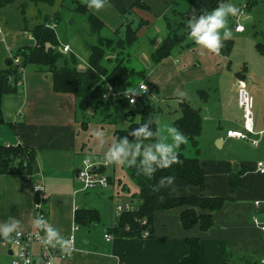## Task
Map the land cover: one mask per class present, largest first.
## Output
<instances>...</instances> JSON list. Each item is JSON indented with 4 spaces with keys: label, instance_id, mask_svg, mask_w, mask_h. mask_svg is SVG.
Segmentation results:
<instances>
[{
    "label": "crops",
    "instance_id": "1",
    "mask_svg": "<svg viewBox=\"0 0 264 264\" xmlns=\"http://www.w3.org/2000/svg\"><path fill=\"white\" fill-rule=\"evenodd\" d=\"M76 1L87 3V1ZM152 1L148 5L146 0H140L149 9L154 5ZM154 2L156 9L154 8L152 14L155 17L153 20L140 19L142 24L136 29L135 43L124 49L125 53L129 55L132 53L137 57L142 54V57H147L148 70L146 71L141 68L135 70L129 57L127 66L140 76V80L137 82L141 80L146 82L149 94H151L152 86L161 85L165 79H168L166 72H174L173 68L168 69L178 64L176 58L169 61L171 54L155 64L150 61L149 56L167 34L163 18L168 13L171 14V10L181 12V3L176 5L177 0H155ZM227 2L236 5L244 12L257 1L246 6L243 5L244 0H228ZM132 3L131 0V5ZM8 6L0 8V12H3ZM86 7L87 11L102 21L105 27L108 26L101 16H97L88 10V6ZM117 9L127 10L128 8L120 7ZM19 14L14 9L10 12V20L3 19L1 21L0 19V27L2 28V39H0V113L2 117L0 145L20 144L32 148L34 159L30 175L0 173V227L15 224L16 230H32L31 206L32 201L37 198V195L32 192V186L40 183L43 188L44 208L47 215L45 221L48 226L57 229L60 235L66 238L70 232L72 216L73 221H75V210L94 209L87 205L88 202L84 194L81 193L88 192V190L103 189H81V185L75 177V170L79 166L80 160L87 158V152L83 146L84 134L81 131V128L84 127V119L80 112V105L84 106V110H90V113H93L94 110L85 97H76L72 93L54 91L51 73L45 67L27 65L23 67L22 72L19 73L17 70L18 74L12 73L14 65L10 60L8 50L16 52L20 48L26 49L34 45V39L27 30L33 24L28 26V22H25L23 18L20 19ZM83 16L85 20V14ZM241 18L245 19L246 14L242 13ZM155 21L158 22L159 33L153 30L148 31ZM108 27V31L105 33L110 36V39L107 41L114 40L117 36L118 27ZM143 29L145 31L139 38L138 32ZM114 30H116V36L113 34ZM233 31L236 33L243 32V30L235 31L234 29ZM99 35L101 37V33H98L97 36ZM57 40L59 41L58 36ZM230 40L232 41V39ZM59 43L61 42L59 41ZM259 47V50L264 51L263 44H259ZM65 53H62L63 57H68ZM86 53L84 64H80L79 55L76 56L75 66L79 71H83L87 66L88 48ZM181 54L182 52H179L177 55ZM212 55L213 60L211 61L213 63L215 61V65H213L214 69L211 72L213 77L217 76L214 89L217 98L208 106L205 91L197 90L200 99V106H197L201 116L200 131L194 144L188 138L187 140L196 152L199 140L208 137H213L218 148L225 144L234 149H227L222 153L218 164L219 172L214 179L210 177V168L198 159L203 171V188L197 190L195 186L188 185L179 192V195L228 198L219 209L212 212L214 225L206 231H201L197 224L190 228H183L179 221V213L186 207L177 206L158 210L154 213L149 236L143 234L140 236H114L109 232V229L116 223V219L103 226L98 244L90 235V226L99 222L98 211L94 209L98 214L95 222L83 224L75 221L77 229L74 231L73 244L77 251L72 252L68 257L57 258L55 264H177L181 259L188 256L189 249L185 239L191 237L198 239V264H259L258 259L264 255V240L261 232L253 224L252 217L256 216L259 221L264 222V173L259 174L255 170L256 162H264V132L260 135H250L251 138L257 139L255 145H252L249 140L225 135V130L229 128H240L241 112L236 103L235 82L233 83L228 76L226 82L229 81L230 83L226 89L225 85L219 83L225 58L228 55ZM106 59L108 58H105L102 66L110 69L115 59L111 62L106 61ZM61 63L62 60H59L57 65ZM160 68L163 70H159ZM179 68L177 67V74L181 71ZM1 72H4V75H1ZM245 72L246 75L243 71L235 74L238 76L236 80L243 81L251 96L253 129L258 131L264 129V89L259 84L252 82V77L249 78V71ZM157 74L160 75L157 77ZM170 75L174 76V74ZM245 80L247 81L245 82ZM131 86L129 78L128 88ZM161 87L165 90L164 93L168 94L162 97V100L169 99L165 103L175 106L181 101L188 103L179 97L181 88L168 91L165 87ZM220 88L224 90L223 95H221ZM139 96L145 98L148 95H137L136 102H141ZM92 100L95 101L96 99ZM176 116H180V111ZM127 119L126 117L124 125H126ZM173 120L169 126H174ZM207 120L210 122V127L207 126L209 131L204 128V122ZM180 150L181 148L177 151L182 153ZM233 165L236 166L233 167ZM230 172L237 173L239 176L240 185L236 188L230 189L227 185V177ZM254 200H259L257 206L253 204ZM73 206L76 207L74 212H72ZM195 211L199 213L198 209ZM43 233L45 234L44 231ZM104 233L110 234L111 238L105 240L103 238ZM53 244L55 249L59 251L60 248L55 241ZM34 249L37 250L35 247ZM13 251L10 238L6 240L0 234V264H10Z\"/></svg>",
    "mask_w": 264,
    "mask_h": 264
},
{
    "label": "rangeland",
    "instance_id": "2",
    "mask_svg": "<svg viewBox=\"0 0 264 264\" xmlns=\"http://www.w3.org/2000/svg\"><path fill=\"white\" fill-rule=\"evenodd\" d=\"M82 2L87 0H80ZM134 1V0H132ZM142 1V0H141ZM151 2L152 0H146ZM155 0H153L152 10L149 8H140L131 5V0H108L106 6L97 11L94 8H89L88 10L95 13L97 16H101L106 24L109 27H118L117 36H124V28L126 24H129L132 28L137 27L140 19L148 18L152 19L155 17L152 13L156 9ZM179 5L181 3L180 11L183 12L187 8L189 0H177ZM257 1L255 4L250 6L244 12L241 10V14H246V18H241V14L238 16H229L228 17V27L232 30V41L233 45L231 51L226 57L225 65L223 66V71L220 74L221 81L219 83L225 85V89L229 85V81L226 82V78L229 76L233 83L238 78L237 75L241 71L246 75L245 71H249V78L253 80V83L259 84L261 88L264 89V51L257 48L258 43L264 45V1L263 0H245L243 5L251 4ZM228 3V2H226ZM230 3V2H229ZM9 6L0 12V19H9L10 12L15 9V11L20 13L21 8H23V14L20 13V19L23 18L25 22H28V26H31L34 23L41 22L44 16L49 17L51 22L53 19H58L55 25L56 35L59 37V46L56 48L61 54L60 48L63 45H68L69 50L65 53L68 57H63L65 60L69 61V54H73L74 58L79 55L78 59L80 64H84L86 60V49L87 44L97 45L103 49V56L101 59V64L106 61H113L117 56V49L110 51L103 47L102 44L107 42L110 39V36L105 33L107 27L103 30H100L98 33L91 34L87 23L84 20L83 14L76 13L72 8L75 5L74 0H52L51 5H46L44 3H39L33 5L26 0H13L12 3L8 4ZM132 6V7H131ZM120 7L128 8L124 13L120 14ZM243 7V6H242ZM155 8V9H154ZM212 11V10H211ZM209 11V12H211ZM53 14L55 17L52 18ZM153 15V16H152ZM48 18V19H49ZM168 23L170 25L171 33L177 35L179 38L184 37L179 46L174 47L170 52V60L176 58L178 64L171 66L168 70L173 68L174 72H166L168 79H165L161 85H154L151 89V94L147 97H140L141 102L137 101L132 105L126 103L118 102L114 107L109 105L107 97H102L100 95L101 103L99 100L93 101L92 98H86L88 103L93 106V113H90L87 110H84V106L80 105V112L83 116V141L84 148L86 150V157L91 161L103 162L105 152L108 148L113 145L112 133L115 129L124 128V121L128 113L132 114L133 120H139V115L142 108H150L157 111L156 119L158 118L159 124H155V132L157 128H160L159 139L166 140L171 142V138L168 136L167 127L171 125V121L175 119L179 113L178 105L165 103L162 100L165 94L166 88L168 91H175V89H180L179 94L182 92L187 93V97L183 98L190 106L197 108L200 106L199 95L197 90H203L206 93L207 105L213 103V100L217 98V93H215V81L216 77H213L211 70L214 69V63L212 53L207 52V50L197 46L194 41L189 37L188 33L185 32V27L187 22L181 20V18L169 14L166 16ZM19 19V18H18ZM157 21V20H156ZM149 28L148 31H158V22H156ZM160 23V20H159ZM233 23H239L243 27V32L236 33L233 31ZM142 24V23H141ZM141 24L139 26H141ZM143 24L147 26L146 23ZM108 27V28H109ZM145 31L138 32L139 38L141 34ZM166 36V35H165ZM137 37V36H136ZM113 42V41H112ZM13 52V51H12ZM179 52H182L181 55H177ZM127 55L132 62L135 70L144 69L148 70V60L147 57H142V54L136 57V55H129L127 53H122L120 57ZM63 61V60H62ZM181 70L177 74L178 69ZM163 70V69H159ZM170 74H174L170 75ZM160 74H157V77ZM161 78V76H160ZM140 80L139 75H132L130 77V86L137 85V81ZM172 83L170 84V82ZM247 80H245L246 82ZM137 82V83H136ZM176 83V84H175ZM192 87V89L190 88ZM221 95H223L224 90L220 88ZM153 95V97H152ZM181 98V97H180ZM202 113V112H201ZM207 126L210 127V122L207 120L204 122V128L207 129ZM97 131H103L106 136V144L103 149H98V141L95 140L93 133ZM207 131H209L207 129ZM82 135V134H81ZM153 143L156 142L154 138ZM120 143V142H119ZM117 143V144H119ZM130 144H133L129 142ZM147 143V141H145ZM181 152L187 156L196 157L200 159L201 163H205L206 167L210 168V177L214 179L217 175L218 164L222 153L227 149H234L231 146L223 145V147L218 148L213 140V137H208L207 139L199 140L196 148L187 140V143L180 146ZM141 159V158H140ZM127 166H118L115 164L105 165L103 168V174L108 176V185L103 189L88 190V192H83L87 205H90V208H94L98 211L99 222L90 226V235L92 238L99 242L102 234V228L104 225L110 224L112 221H115L118 217L114 216L113 209L115 204L123 205L125 203H136V199L131 197L136 191V185L130 179L127 170ZM196 187V186H195ZM199 190V187H196ZM87 196V197H86ZM82 197V195H80ZM80 200V199H79ZM99 244V243H98Z\"/></svg>",
    "mask_w": 264,
    "mask_h": 264
},
{
    "label": "trees",
    "instance_id": "3",
    "mask_svg": "<svg viewBox=\"0 0 264 264\" xmlns=\"http://www.w3.org/2000/svg\"><path fill=\"white\" fill-rule=\"evenodd\" d=\"M27 2L37 5L44 3L51 5L52 0H26ZM13 0H0V8L12 3ZM75 5L72 8L74 12L85 14V20L91 34L98 33L105 26L96 16L87 11V3H81L74 0ZM220 3L226 4V0H189L187 8L183 12L171 10V14L181 18L183 21H188L195 9V15L209 12L215 9ZM132 6L147 8L140 0H134ZM23 8L20 13L23 14ZM120 14L125 12V9L119 10ZM55 17L53 14L52 18ZM41 22L33 24L27 28L32 38L34 45L26 49L20 48L15 54L19 56V64L14 65L13 72L18 74V67H26L27 65H35L39 68L45 67L51 73L52 87L57 92H68L76 97H85L99 100L100 95L112 93L108 96L109 105L114 107L116 103L123 101L122 94L128 89L129 78L136 72L127 66L129 58L125 54V47L133 45L136 41V29L129 24L125 25L124 36L117 37L116 30L113 31L115 39L105 42L104 48L110 51L117 49L116 54L119 58H115L113 66L108 69L102 66L101 59L103 49L97 45L87 44L89 55L87 57V66L83 71L77 70L75 66V58L69 55V61L62 58V54L56 50L59 41L54 29L48 26L56 25L58 19H53L49 22V17H43ZM49 18V19H48ZM167 29L166 36L161 40L159 46L150 53V61L157 63L164 57H167L171 50L179 46L183 40V36L179 38L171 33L170 25L166 17L163 18ZM141 20L138 26L141 24ZM187 27L185 32L188 33ZM113 41V42H112ZM232 47V41H224V46L221 49V54L227 56ZM257 48L260 49L259 44ZM59 60H63L60 65H57ZM11 70V69H10ZM11 72V71H10ZM89 73L92 76H89ZM140 73V72H137ZM4 75V72H1ZM110 92V93H109ZM178 109L180 116L172 122L174 127L178 128L193 144L195 138L199 135L201 116L197 108L191 107L187 102H179ZM157 111L150 108H142L139 120L134 121L132 114L126 115L127 123L124 128L115 129L112 133L113 144L119 143L126 138L128 142L135 143L136 138L130 133L136 131L141 125L148 124L149 130L155 133V123H150L151 120H156ZM2 120L0 113V122ZM148 143V141H147ZM179 160L181 163L173 164L170 168L157 170L153 178H148L143 174H139L137 168L126 167L130 179L137 187L136 193L131 197L136 199L133 204L134 210L121 213L116 223L109 229L114 236H140L143 230L151 227L154 213L158 210H166L177 206H185L179 213V221L183 228H190L198 225L201 231H206L214 225L212 212L219 209L223 202L228 198L222 197H204V196H181L179 192L186 186L192 185L203 188V171L196 157H187L178 151ZM34 159V151L32 148L15 144L2 146L0 145V173H22L31 174L32 163ZM140 158L137 159L139 166ZM173 176L175 182L172 185H166L160 188L159 191H154V187L159 185L161 178ZM227 185L229 188H236L240 185L239 176L237 173L230 172L227 177ZM199 210V213L195 211ZM76 223H92L98 218V214L94 209L75 210ZM141 220L145 224H141ZM148 232L146 236H149ZM185 243L189 249L188 256L181 259L177 264H198V239L196 237L186 238Z\"/></svg>",
    "mask_w": 264,
    "mask_h": 264
},
{
    "label": "clouds",
    "instance_id": "4",
    "mask_svg": "<svg viewBox=\"0 0 264 264\" xmlns=\"http://www.w3.org/2000/svg\"><path fill=\"white\" fill-rule=\"evenodd\" d=\"M108 0H87V6L94 8L97 11L103 9ZM241 14V9L231 3H220L211 12H205L198 17L195 15V9L193 14L187 21L186 27L189 30L188 35L194 41V43L207 52L219 56L221 49L224 46V41L232 38V30L228 27V17L238 16ZM243 30V29H238ZM141 90H147V86L141 83L139 89L128 88L125 91V96L132 97L139 95ZM177 95V92H176ZM179 97L186 98L187 93L182 92ZM130 103L134 104L135 100L131 99ZM150 123L159 124L158 120H151ZM168 136L171 138V142L159 139L160 128H157V132L149 130L148 124L141 125L136 131L130 133L136 138L134 144H130L126 138L122 139L119 144H113L108 148L104 155L105 164H115L118 166L135 167L139 174H143L148 178H153L157 170L170 168L173 164L181 163L179 160L178 149L182 144L187 143V137L174 126L167 127ZM96 141H98L97 148L103 149L106 144V136L103 131H97L93 133ZM156 142L153 143V139ZM148 141V143H145ZM140 159L139 166H137V159ZM175 182V177L167 176L161 178L159 185L154 187V191H159L160 188L166 185H172ZM36 226L41 228L45 234L46 239L44 243L46 245H52L53 241L59 246L61 250H67V254H71L77 251L70 238H65L60 235L57 229H53L48 226L46 221L38 220ZM16 230V225L0 227V234L4 236L6 240L10 238V234ZM17 237L21 234L16 233ZM19 243V240L16 241ZM65 252V251H62ZM26 264H31V259L26 261Z\"/></svg>",
    "mask_w": 264,
    "mask_h": 264
},
{
    "label": "built area",
    "instance_id": "5",
    "mask_svg": "<svg viewBox=\"0 0 264 264\" xmlns=\"http://www.w3.org/2000/svg\"><path fill=\"white\" fill-rule=\"evenodd\" d=\"M228 0H226L227 2ZM264 1V0H263ZM245 2V0H244ZM51 29H55L54 25L51 24L48 26ZM233 29L235 31H241L242 26L238 23L233 24ZM0 39H2V28L0 27ZM61 52L65 53L69 50L68 45H63L60 48ZM9 51L10 60L13 65L19 64V56L15 52ZM23 67H18V72H22ZM141 83H144L147 86V90H141L140 95H149L148 85L144 80H141L134 86V89H139ZM234 89L236 91V103L241 112V126L240 128H229L225 130V135L227 137H233L241 140H249L252 145L257 143V139L251 138L250 135H260L264 132V129L255 131L253 129V113H252V99L248 93L245 84L242 80L238 79L235 81ZM110 93V92H109ZM112 96V93H105L102 97ZM124 103H130L131 99L137 100V95L132 97L125 96V92L122 94ZM107 165L105 162L91 161L88 158H82L80 160L79 166L75 170V177L81 185V189H94V188H105L108 185V176L103 174V168ZM255 170L259 174L264 173V162L258 161L255 164ZM32 192L37 195V198L32 201V230L29 231H20L15 230L10 235V242L13 247V252L11 254L10 264H26V261L30 258L31 264H55L57 258H65L70 256L66 253L67 250H56L54 244L46 245L44 240L46 235L43 233L41 228L36 226L38 220H46V211L44 208L43 200V188L40 183H36L32 186ZM253 204L257 206L259 200H254ZM75 206L72 207V212L75 210ZM134 210L132 203H125L123 205L115 204L113 207L114 216H119L123 212H130ZM253 224L258 228L262 234L264 240V222L259 221L256 216L252 217ZM141 224H145L144 220H141ZM77 229V224L73 221L70 226V232L66 238H70L74 243V231ZM17 232L21 235L17 237ZM143 235H146V229L143 230ZM105 240H109L111 235L108 233L103 234ZM19 240L17 244L16 241ZM35 248L37 250L35 251ZM65 251V252H62ZM259 264H264V255L258 259Z\"/></svg>",
    "mask_w": 264,
    "mask_h": 264
},
{
    "label": "water",
    "instance_id": "6",
    "mask_svg": "<svg viewBox=\"0 0 264 264\" xmlns=\"http://www.w3.org/2000/svg\"><path fill=\"white\" fill-rule=\"evenodd\" d=\"M89 76H92V74L91 73H89ZM234 166H236V165H233V167ZM151 231V228L150 227H148L147 229H146V232L148 233V232H150Z\"/></svg>",
    "mask_w": 264,
    "mask_h": 264
}]
</instances>
